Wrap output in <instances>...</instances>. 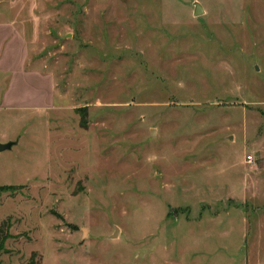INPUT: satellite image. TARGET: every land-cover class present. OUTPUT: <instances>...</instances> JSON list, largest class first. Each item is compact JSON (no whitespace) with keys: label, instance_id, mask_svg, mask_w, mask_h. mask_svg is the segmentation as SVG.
<instances>
[{"label":"rangeland","instance_id":"374dc122","mask_svg":"<svg viewBox=\"0 0 264 264\" xmlns=\"http://www.w3.org/2000/svg\"><path fill=\"white\" fill-rule=\"evenodd\" d=\"M0 26V264H264V0H0Z\"/></svg>","mask_w":264,"mask_h":264},{"label":"water","instance_id":"95a60500","mask_svg":"<svg viewBox=\"0 0 264 264\" xmlns=\"http://www.w3.org/2000/svg\"><path fill=\"white\" fill-rule=\"evenodd\" d=\"M201 13H202L201 5L199 3H196L195 7H194L193 14L194 15H199ZM13 144H15V142H13V141H8V142H5V143H1L0 142V151L6 150V149H10Z\"/></svg>","mask_w":264,"mask_h":264},{"label":"trees","instance_id":"16d2710c","mask_svg":"<svg viewBox=\"0 0 264 264\" xmlns=\"http://www.w3.org/2000/svg\"><path fill=\"white\" fill-rule=\"evenodd\" d=\"M15 189L14 187H12L11 185L8 186H0V192L2 191H10ZM5 225L4 223L0 226V230H3L4 234L0 237V250L3 249V244H4V240L8 237V233L5 232Z\"/></svg>","mask_w":264,"mask_h":264},{"label":"crops","instance_id":"0c3cea01","mask_svg":"<svg viewBox=\"0 0 264 264\" xmlns=\"http://www.w3.org/2000/svg\"><path fill=\"white\" fill-rule=\"evenodd\" d=\"M0 27H4V26H0ZM10 37V35H7L6 36V39L5 40H8V38ZM2 76V77H1ZM2 79H3V81H2ZM0 104H1V102H2V98H3V94L5 93V91H6V86H5V82H4V77H3V75L1 74V72H0ZM1 143H5V142H8V141H0ZM14 145V144H13ZM12 145V146H13ZM11 146V147H12Z\"/></svg>","mask_w":264,"mask_h":264}]
</instances>
